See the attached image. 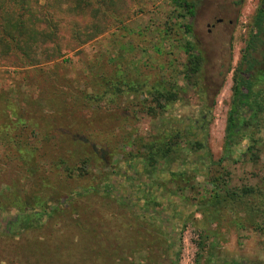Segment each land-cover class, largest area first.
Instances as JSON below:
<instances>
[{"label": "rangeland", "instance_id": "rangeland-1", "mask_svg": "<svg viewBox=\"0 0 264 264\" xmlns=\"http://www.w3.org/2000/svg\"><path fill=\"white\" fill-rule=\"evenodd\" d=\"M86 2L34 5L54 22L35 23L54 28V43L36 52L59 51L34 67L4 47L0 23V264H264V73L252 81L257 111L242 109L227 150L231 74L202 98L209 52L221 47L206 23L234 20L223 47L236 77L263 0H195L193 17L172 0ZM262 29L258 58L264 20ZM198 40L207 52L192 73L188 43L198 55ZM160 93L172 98L156 106ZM29 116L41 130L21 127ZM164 132H178V145L148 165L145 145ZM33 210L43 215L23 226Z\"/></svg>", "mask_w": 264, "mask_h": 264}, {"label": "trees", "instance_id": "trees-1", "mask_svg": "<svg viewBox=\"0 0 264 264\" xmlns=\"http://www.w3.org/2000/svg\"><path fill=\"white\" fill-rule=\"evenodd\" d=\"M58 0H54L57 2ZM87 0H82V3L88 4ZM242 0H239L237 3L240 4ZM172 3L176 8H179L182 13H179L182 17H193L195 13V0H172ZM34 5H38L40 7L39 0H0V23H6L5 28H3V32L5 35L4 41L2 42L4 47L9 48L10 50L15 51L19 54L20 60L22 64L27 67H34L36 65H40L43 62L51 61L59 56V51L56 49L55 45H53L52 51L43 50L39 54L36 52V49L41 48L43 44L53 41L54 43V31L52 27L45 31L47 28V24L54 23L50 15L47 14H37ZM264 20V0L256 10L253 23L261 30V25ZM35 23H44L45 30L41 31L38 27L35 26ZM47 23V24H46ZM186 32L191 31V25H185ZM188 62L190 64L189 70L192 73H195L199 70L198 63V55L194 52V48L192 44L188 43ZM249 48L251 45H248ZM245 62V61H244ZM248 63V62H247ZM253 65V61L248 63L246 69H243L242 66L239 67L240 75L234 77V84L232 86L233 92V106L228 116L226 117L225 124V135L224 142L226 147L234 140L236 133L238 131L239 119L234 116L236 112V105L238 101H242L244 97L248 96V91L251 89V77H247V72L251 69ZM159 95L157 97V105L160 106V98H165L170 100L172 95L170 93ZM7 105L5 104V108ZM27 107V105H26ZM21 121V127H29L33 131L41 130V123L35 119V116H29L28 120H24L19 118ZM25 122V123H23ZM47 137V136H44ZM180 135L178 132H169L159 134L154 137L153 141L146 143L145 147L148 151L145 153L146 155L141 156L143 160L148 165H155L159 162V160H165L170 152L178 145ZM27 144V143H26ZM204 143L201 140L195 141L194 143H190L192 149L198 150L202 148ZM227 149V148H226ZM22 152V149L19 150ZM21 159H25V156L21 154ZM88 162L87 159H82L81 163L86 164ZM69 170V166H67ZM175 176V173H173ZM244 193L252 192V188L245 187L242 189ZM39 198V197H38ZM46 198H40L39 204L43 205ZM33 207L38 209V207ZM41 208V207H40ZM58 207L53 208L54 211ZM31 215V216H30ZM29 216L23 217L20 219V222L23 226L30 225L33 220L40 219L43 213H38L36 210L32 211V214ZM139 251V249H136ZM135 250V251H136ZM144 264H155V262L151 259L145 260Z\"/></svg>", "mask_w": 264, "mask_h": 264}, {"label": "flooded vegetation", "instance_id": "flooded-vegetation-1", "mask_svg": "<svg viewBox=\"0 0 264 264\" xmlns=\"http://www.w3.org/2000/svg\"><path fill=\"white\" fill-rule=\"evenodd\" d=\"M238 4L237 3V0H232V5H236ZM224 20H225V17H217L214 19V22H208L206 23V33L207 35H210L212 37V40L213 41H219L221 47L219 48H216V50H211L209 53H210V56L213 57L215 56V67L213 68V70L211 71L210 75H211V80H210V84L207 86V88H203V95L204 97L203 100L206 101L207 100H210V98H212L218 88H219V82L215 81V78H220L221 80L224 79L227 75L231 74L232 76V79H233V84H234V77H235V72L237 70L238 67H229L230 63H231V59H230V50H229V46L227 47L228 48V53L226 52V49L223 47V45L226 44L227 42V39H229V35H228V29L230 28V26H232L234 24V20L231 19V18H228L227 19V24L224 23ZM216 25H221V30H218L217 32H214L213 29L216 28ZM256 28V31L252 34V42H248L247 45H251L250 47V50H253L249 53V55H242L240 59L244 60L245 63L243 64L242 68L243 69H246L247 66H248V63L250 61H253V65L251 67V69L247 72V75H246V78L247 77H251V82L253 81V79L257 78H260V75H259V71L260 72H263L264 73V54L260 55V58H258L257 56H255L253 53H255L257 51V47L259 46V41H260V34L262 33L263 29H262V25H261V30H258L257 27ZM201 45H203L201 43V41L198 40V63H199V70H201V66L203 64V60H204V53L207 52V44H206V47H202ZM248 62V63H247ZM256 63H258V65L256 66ZM258 66H262L261 67H258ZM258 69V71L256 69ZM255 69V70H254ZM257 71V72H256ZM240 75V71H238V75ZM232 84V86H233ZM260 89H263V87H261ZM263 98V95L260 94V96L257 94V92H255V90H253V83L251 85V89H250V92L248 91V96L247 97H244L242 99V101H238L237 102V105L235 106L236 107V112L234 113V116L239 119V124H240V121L242 119H244V112L242 111V109H248L247 113L250 115H253L255 114V111H257V109L255 108V105H252L251 104V99H255V98ZM229 107L226 111L227 115L226 117L228 116L229 112L231 111L232 109V106H233V92H232V87H231V95H230V102H229ZM207 113L209 114V107H207ZM259 113V112H257ZM256 113V114H257ZM207 114V115H208ZM206 119V115L203 114V116L201 117V120H205ZM239 129V125H238V128ZM165 133V132H164ZM238 133V131H237ZM236 133V135H237ZM163 134V133H161ZM225 143V142H224ZM230 147V145H229ZM229 147H226V145L224 146V149L227 150ZM227 148V149H226ZM222 158H219V161L221 160ZM181 173H179V177L178 179H184L183 178V175H184V172L183 171H180ZM176 175V174H175ZM169 179H174V174L170 173V178Z\"/></svg>", "mask_w": 264, "mask_h": 264}]
</instances>
